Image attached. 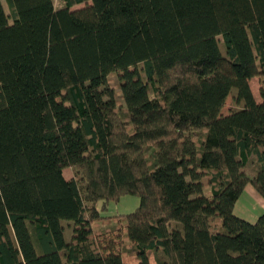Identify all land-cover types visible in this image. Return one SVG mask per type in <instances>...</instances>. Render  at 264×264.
I'll use <instances>...</instances> for the list:
<instances>
[{"label": "trees", "instance_id": "1", "mask_svg": "<svg viewBox=\"0 0 264 264\" xmlns=\"http://www.w3.org/2000/svg\"><path fill=\"white\" fill-rule=\"evenodd\" d=\"M61 1L0 0V264H264V0Z\"/></svg>", "mask_w": 264, "mask_h": 264}, {"label": "rangeland", "instance_id": "2", "mask_svg": "<svg viewBox=\"0 0 264 264\" xmlns=\"http://www.w3.org/2000/svg\"><path fill=\"white\" fill-rule=\"evenodd\" d=\"M2 4L5 10V13L7 15H10V11L7 7L5 0H2ZM54 5H55V8H60L62 6V1L54 0ZM84 6L85 5L76 6L73 8V10L83 8ZM11 22L12 21L10 20V23ZM219 40L221 42V39ZM111 80H112V85L117 86L118 84L117 78L114 77ZM249 86H250L251 92L256 102L260 103L261 99L259 96V88H260L259 79L254 78L250 80ZM118 91L119 90L117 89L116 92ZM232 97H233V94L229 96V98L227 99L224 105V108L222 109L221 114L223 116H226L230 112L234 110H238L242 107L241 105H236L233 102ZM116 99L119 100V97L116 96ZM254 169H255V165L253 163V157H251L248 165L245 168V171L250 177H253L255 175ZM64 175L67 179L71 178L72 176L71 170L66 169L64 171ZM139 204H140V199L137 196H124L116 202L109 201L106 204L99 203L97 205V208L99 210V214L101 217H115V216H120V215H128L134 212L139 206ZM262 207H264V200L258 195V193L255 191V189L251 185H248L246 189L244 190V194L242 195V197L239 198V200L237 201L235 205L234 214L237 217L247 222L254 223L262 214H264V208ZM257 213L259 214L258 216H256ZM62 226L65 231L64 232L65 238L67 241H69L70 236H71V231H72V223L63 221ZM121 240H122L121 235L120 236L111 235L108 238L102 239L101 247L103 248V250L109 249L110 252L114 253L118 251V249L116 248L118 245L115 242H118ZM127 262H129L130 264H138V261L132 257H128ZM149 262L150 264H156L152 256L150 257Z\"/></svg>", "mask_w": 264, "mask_h": 264}, {"label": "crops", "instance_id": "3", "mask_svg": "<svg viewBox=\"0 0 264 264\" xmlns=\"http://www.w3.org/2000/svg\"><path fill=\"white\" fill-rule=\"evenodd\" d=\"M243 194H244V192H243ZM243 194H242V195H243ZM242 195H241V197H242ZM262 208H264V207H262ZM259 209H260V208H259ZM258 215H259V214L257 213L256 216H258ZM116 248H117V247H116ZM127 258H128V257L124 258L123 260H124L125 263L130 264L129 262H127ZM132 258H134V257H132Z\"/></svg>", "mask_w": 264, "mask_h": 264}]
</instances>
